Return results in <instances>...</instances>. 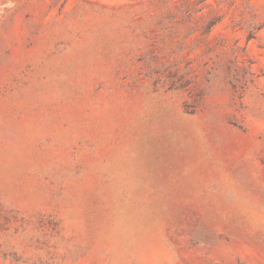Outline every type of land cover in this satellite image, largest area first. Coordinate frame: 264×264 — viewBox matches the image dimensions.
<instances>
[{"label":"rangeland","instance_id":"obj_1","mask_svg":"<svg viewBox=\"0 0 264 264\" xmlns=\"http://www.w3.org/2000/svg\"><path fill=\"white\" fill-rule=\"evenodd\" d=\"M0 264H264V0H0Z\"/></svg>","mask_w":264,"mask_h":264}]
</instances>
